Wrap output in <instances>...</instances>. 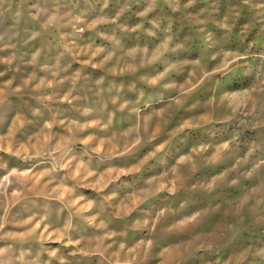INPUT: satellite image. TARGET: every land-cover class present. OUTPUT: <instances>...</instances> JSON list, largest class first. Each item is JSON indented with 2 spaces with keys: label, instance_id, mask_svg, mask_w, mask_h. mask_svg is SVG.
Listing matches in <instances>:
<instances>
[{
  "label": "rangeland",
  "instance_id": "obj_1",
  "mask_svg": "<svg viewBox=\"0 0 264 264\" xmlns=\"http://www.w3.org/2000/svg\"><path fill=\"white\" fill-rule=\"evenodd\" d=\"M0 264H264V0H0Z\"/></svg>",
  "mask_w": 264,
  "mask_h": 264
}]
</instances>
